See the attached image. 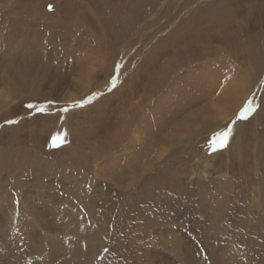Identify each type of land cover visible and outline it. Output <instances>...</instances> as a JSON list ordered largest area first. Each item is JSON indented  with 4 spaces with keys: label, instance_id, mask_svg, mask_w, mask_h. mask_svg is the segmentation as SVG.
I'll use <instances>...</instances> for the list:
<instances>
[{
    "label": "rangeland",
    "instance_id": "374dc122",
    "mask_svg": "<svg viewBox=\"0 0 264 264\" xmlns=\"http://www.w3.org/2000/svg\"><path fill=\"white\" fill-rule=\"evenodd\" d=\"M0 264H264V0H0Z\"/></svg>",
    "mask_w": 264,
    "mask_h": 264
},
{
    "label": "snow or ice",
    "instance_id": "6c2138e0",
    "mask_svg": "<svg viewBox=\"0 0 264 264\" xmlns=\"http://www.w3.org/2000/svg\"><path fill=\"white\" fill-rule=\"evenodd\" d=\"M29 107H31V106H29ZM246 111H247V110H246ZM229 134H230V129H227L226 131H224V132H222V133L220 134L219 139H220L221 141H224V140H226V139L228 138Z\"/></svg>",
    "mask_w": 264,
    "mask_h": 264
},
{
    "label": "bare ground",
    "instance_id": "6f19581e",
    "mask_svg": "<svg viewBox=\"0 0 264 264\" xmlns=\"http://www.w3.org/2000/svg\"><path fill=\"white\" fill-rule=\"evenodd\" d=\"M12 50V49H11ZM10 62H12V61H10ZM70 166H72V165H70ZM73 167V166H72ZM79 172V171H78ZM81 177V176H80ZM88 179V178H87ZM86 181V180H85ZM106 200V199H105ZM104 218V217H103Z\"/></svg>",
    "mask_w": 264,
    "mask_h": 264
}]
</instances>
